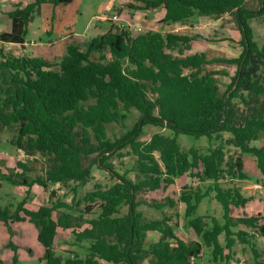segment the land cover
Returning <instances> with one entry per match:
<instances>
[{"label":"trees","instance_id":"16d2710c","mask_svg":"<svg viewBox=\"0 0 264 264\" xmlns=\"http://www.w3.org/2000/svg\"><path fill=\"white\" fill-rule=\"evenodd\" d=\"M71 1L30 0L16 7L8 13L10 31L1 33L0 41L22 45L42 4ZM252 1L258 2V11L246 8V0H143V10H164L163 26L232 13L242 47L233 59L208 58L205 53L174 56L175 51L182 55L190 50L200 36L178 31L134 33L128 27H110L83 45L73 41L59 61L18 57L0 48V125L15 129L11 143L19 150L29 156L38 153L46 162L42 176L33 180L20 176L21 184L9 177L8 181L46 190L50 185L74 183L73 203L78 189L92 177L83 160L93 154V164L114 180L108 187L96 184L85 194L80 211L95 217L84 221L82 215L73 216L72 203L51 201L52 194L47 205L35 210L27 209L25 201L14 210L13 205L0 208V221L8 228L26 222L35 226L43 264H198L205 248L210 250L208 264H230L237 244L251 251L253 264H264L256 245L257 236L264 238V216H232L233 209L246 207L253 197L236 185L222 184L249 180L244 167L247 155L254 158L260 175L255 182L264 189V143L251 144L264 133V43L255 42L248 24L264 17V0ZM219 61L236 66L223 95L215 72H202L204 65ZM132 110L139 113L137 123L110 140L107 125L124 121ZM146 125L171 131L174 137L154 133L141 141ZM179 135L205 137L206 152L196 147L182 151ZM226 147H233L235 155H227ZM125 148L135 157L136 181L116 173L109 162ZM181 177L208 184L184 185L176 197L167 195L162 202L138 199L143 192H166ZM210 196L222 208L221 220L196 215ZM178 203L184 205L183 227L192 230L197 241L179 239L171 218L163 214V208ZM140 205L161 211L162 217L146 218L138 210ZM58 229L72 230L74 245L83 256L56 253ZM149 232L158 233V240L149 242ZM84 242H88L85 247Z\"/></svg>","mask_w":264,"mask_h":264},{"label":"rangeland","instance_id":"374dc122","mask_svg":"<svg viewBox=\"0 0 264 264\" xmlns=\"http://www.w3.org/2000/svg\"><path fill=\"white\" fill-rule=\"evenodd\" d=\"M6 2V3H3ZM28 0H0V34L10 30L11 21L8 13L13 11L16 7H24ZM113 2V4H111ZM5 4V5H4ZM4 5V6H3ZM143 0H72L68 4H42L38 11L33 16V20L30 23L27 34L25 37L26 44L32 42H52L53 45L48 47V50L53 55L57 56L53 58V61H59L65 54L66 46L69 43V39H74L71 42H78L83 45L86 41L92 39L97 35H101L110 27H130L138 29L134 33L146 32V31H178L188 35L200 36L195 42L191 43V50L186 51L182 55L175 51L174 56L183 57L185 54L193 53H205L208 58H223L233 59L237 57L242 47L239 44L240 34L238 31L236 19L232 13L223 14L221 16H202L196 22L189 20L185 23L184 29H180L171 26L165 28L161 24L162 11L160 8L154 10H143ZM245 7L248 9L258 11L259 4L257 1L246 0ZM117 8V12H115ZM117 13V20H109L113 14ZM107 18V19H106ZM198 18V17H197ZM108 20V21H106ZM194 22V23H193ZM197 23V24H195ZM252 28L254 34V40L258 45L264 43V17H257L248 22ZM197 25L198 29L192 28ZM98 27V28H97ZM31 45V44H30ZM0 43V48L18 57L31 55L28 53L30 50L29 45H12L8 47ZM202 72H215V78L219 87V94L226 92L227 86L231 81V77L234 76L236 66L228 64L226 62H215L213 64L204 65ZM187 73V71H186ZM264 100V97L262 98ZM139 119V113L136 110H132L127 118L120 123H111L107 125V135L110 140L124 135L128 130L133 128ZM154 133H162L163 135L173 138L174 134L171 131H164L158 127L152 125H146L142 128L141 141H148ZM15 129L9 127H2L0 125V208H4L9 205H13V210L17 207V204L25 201V207L29 210H35L41 205H47L49 202V195L54 196L51 201L59 199L67 203H72L73 193L70 187H62L58 184L50 185L48 190L43 189L38 185H34L31 188H27L22 185H13L8 181V177L11 180L21 184L22 177L29 179H35L43 175L46 169V162L40 154L36 153L34 156H29L23 151L19 150L15 145L11 143V140L15 138ZM225 138H229L228 134L224 135ZM177 142L180 145L182 151H187L191 147L200 148L202 152H206L208 148V140L205 137L193 138L186 135H179ZM264 143V133L261 135L259 141H253L252 145H261ZM227 155H235L236 151L233 147H226ZM96 154L90 155L83 160L84 166L91 167L90 181L78 189V193L73 200L72 207L73 216L77 217L82 215L84 220L95 217L94 214H83L85 202L83 197L86 193L92 191L96 184L102 185V187L110 186L114 180L110 175L99 170L94 165V159ZM109 162L112 164L113 169L118 174L125 175L128 179L136 181V174L134 172L135 157L131 154L129 148L122 149L111 156ZM18 164H21L18 165ZM24 166V167H23ZM245 171L248 174L249 181L252 185H255V180L259 178V172L255 166V160L251 156H244ZM239 180H227L222 184L224 186L239 185L240 188L244 184L238 182ZM255 183V184H254ZM189 184L192 187L200 186L204 187L208 183H199L197 180H192L188 177L177 179L176 185L169 188L166 192L153 191L143 192L139 194L138 199L140 201L151 204L153 202H162L167 195L176 197L179 194L180 189ZM249 184V185H251ZM251 185V186H252ZM247 189L246 196L253 197V200L247 204L244 208L233 209L232 216L241 217L244 215H256L260 213L264 216V189L259 185ZM174 190V191H173ZM174 192L176 195H174ZM78 203V204H77ZM138 210L148 218H161L162 213L148 205H140ZM126 208L121 209V213H125ZM163 214H166L171 218V225L175 228V233L179 239L186 243L197 241V237L192 230H186L183 227L182 215L184 212V205L182 203L176 204L173 208H163ZM222 208L210 196L205 198L196 215L214 217L218 220L222 218ZM79 221L78 223H82ZM85 226V225H83ZM243 230H246L242 227ZM78 230V228L76 229ZM159 234L155 232L148 233V241H157ZM54 249L57 254L62 256H69L73 253L83 256V250L74 245L72 230L59 229L54 239ZM223 236H220V241L223 242ZM88 242L82 243L85 247ZM256 245L258 250L264 256V238L256 237ZM235 255L230 264H253L251 251L246 247L242 248L237 244L234 248ZM43 247L37 241V230L31 223H13L9 228L0 221V264H14L13 256L16 255V264H42L41 258L43 256ZM85 254V252H84ZM210 258V250L205 248L202 261L198 264H208ZM142 264H146L143 261Z\"/></svg>","mask_w":264,"mask_h":264},{"label":"crops","instance_id":"0c3cea01","mask_svg":"<svg viewBox=\"0 0 264 264\" xmlns=\"http://www.w3.org/2000/svg\"><path fill=\"white\" fill-rule=\"evenodd\" d=\"M3 3H6V2H3ZM28 3H30V0H28V2H27V4ZM26 4V5H27ZM111 4H113V2L111 3ZM5 5V4H4ZM3 5V6H4ZM161 9V8H160ZM117 8H115V12H117ZM161 11H162V17H161V19L163 18V16H164V10L163 9H161ZM116 15H117V13H115ZM200 17H202V16H200ZM200 17H194V18H192V19H190V20H193V21H197ZM106 21H108V20H106ZM189 21V20H188ZM187 21V22H188ZM194 23V22H193ZM181 25L180 27H176V29L177 28H180V29H184L185 27H182V26H184L185 25V23L184 24H181V23H176V24H173V25H171V26H178V25ZM195 24H197V23H195ZM30 25V24H29ZM171 26H164L165 28H168V27H171ZM128 27V26H127ZM98 28V27H97ZM192 28H195V29H198V27H197V25H194ZM8 31H10V30H8ZM8 31H6V32H8ZM107 31V30H106ZM105 31V32H106ZM169 31V30H168ZM105 32H103V33H105ZM102 33V34H103ZM191 34H196V33H191ZM199 35V34H198ZM74 39V37L73 38H70L69 39V43L68 44H70L71 43V41ZM193 42H195V41H193ZM0 43H2V44H5V45H9L8 47H12V45H19V44H14V43H4V42H2V41H0ZM31 44V45H30ZM30 44H26V41L23 43V45L24 46H27V45H29V47H30V50H28V53H30L31 55H29V56H32V57H40V58H44V59H47V60H53V58L54 57H57V56H55V55H53L52 53H50L48 50H46L48 47H51L52 45H53V43L52 42H40V43H36V42H32V43H30ZM192 47V46H191ZM191 50V49H190ZM190 50H188V51H190ZM197 53V52H196ZM194 54V53H193ZM185 55H191V54H185ZM184 55V56H185ZM239 56V55H238ZM237 56V57H238ZM237 57H235V58H237ZM245 167V166H244ZM181 178H183V177H181ZM259 178H260V176H259ZM178 179H180V178H178ZM238 182H243L244 184L242 185V187H241V189L244 191H247V189H249L250 188V186L252 185L251 184V182L249 181V180H244V181H238ZM176 183H177V179L175 180V185H176ZM249 184H251V185H249ZM255 184V183H254ZM257 185H259V186H261L260 184H258V183H256ZM255 184V185H256ZM185 185H189V184H185ZM255 185H252L251 187H255ZM236 186H238V187H240L239 185H236ZM262 188V187H261ZM263 189V188H262ZM36 209V208H35ZM244 228V227H243ZM242 229V228H241ZM59 230V229H58ZM57 230V231H58ZM243 230V229H242ZM57 235V234H56ZM148 235V234H147ZM56 237V236H55ZM55 241V240H54ZM53 247H54V244H53ZM42 264H43V262H41Z\"/></svg>","mask_w":264,"mask_h":264},{"label":"built area","instance_id":"2783aa9c","mask_svg":"<svg viewBox=\"0 0 264 264\" xmlns=\"http://www.w3.org/2000/svg\"><path fill=\"white\" fill-rule=\"evenodd\" d=\"M107 19V18H106ZM109 20H117L118 19V17H117V15L116 14H113V16L112 17H110V18H108ZM121 27V26H120ZM130 28V27H129ZM131 29V28H130ZM133 31H139L138 29H135V28H133Z\"/></svg>","mask_w":264,"mask_h":264}]
</instances>
